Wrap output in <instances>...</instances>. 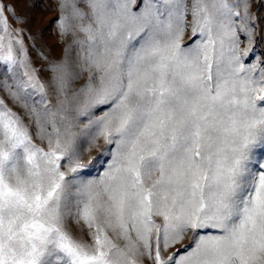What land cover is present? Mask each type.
<instances>
[{"label":"snow or ice","instance_id":"1","mask_svg":"<svg viewBox=\"0 0 264 264\" xmlns=\"http://www.w3.org/2000/svg\"><path fill=\"white\" fill-rule=\"evenodd\" d=\"M254 2L0 0V264H264Z\"/></svg>","mask_w":264,"mask_h":264},{"label":"rangeland","instance_id":"2","mask_svg":"<svg viewBox=\"0 0 264 264\" xmlns=\"http://www.w3.org/2000/svg\"><path fill=\"white\" fill-rule=\"evenodd\" d=\"M6 3H15L16 11L20 15H26L29 17V24L26 26L29 31L35 35L38 30L48 29L50 27V21L53 20L56 13L53 11H43L39 8L26 10L24 5L28 0H5ZM253 13L257 17V31L254 45V51L249 57L248 62H251L253 57L260 56L264 57V2L262 0H255L252 7ZM187 39V37H186ZM243 39V38H242ZM57 38L53 32L45 30L43 35V42L48 45L53 55H60L61 50L56 48ZM243 46V45H242ZM39 67V65H37ZM99 155V149H93L90 156L95 157ZM89 157L86 156L87 161ZM99 168L93 169L90 175H96Z\"/></svg>","mask_w":264,"mask_h":264}]
</instances>
